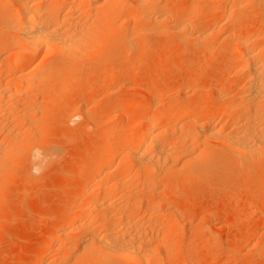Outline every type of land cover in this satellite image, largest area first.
I'll return each mask as SVG.
<instances>
[{
    "label": "rangeland",
    "instance_id": "rangeland-1",
    "mask_svg": "<svg viewBox=\"0 0 264 264\" xmlns=\"http://www.w3.org/2000/svg\"><path fill=\"white\" fill-rule=\"evenodd\" d=\"M119 1L120 4L130 5L129 7L138 2ZM154 1L162 2H158L161 4V11L147 9L140 12V15L132 8V11H117L110 18V23L102 28L99 21L103 18L101 15L105 14L95 10L93 12L92 7L89 8L90 4L84 2L87 11L81 7L73 26L67 25L71 30L80 26V30L84 28L85 31H94L87 32L90 36L86 34L89 38L84 43L85 50L80 56L84 60L69 58L53 51L49 54L51 61L62 67L66 66L67 70L57 75L51 84L36 85L21 93L18 101L16 99L17 102L12 107H7L8 111L4 110L5 116L13 115L19 109L26 112L28 115L26 114L24 121L20 120L21 123L13 119L14 122H19L14 123V132L15 129L17 133L29 127L27 132L35 139L31 137L33 140L28 142L22 139L20 143L17 140L21 147L16 146L25 151H21L22 154L19 152L17 156L12 154L6 165L12 159L15 160L11 161L9 167L4 164L5 168H0V176L3 172L4 175L8 172L11 174L10 180L0 182V264L83 263V252H75L77 245L85 232L101 228L104 216V211L91 212L80 206L83 200L101 196L102 191L100 194L98 191L92 193L88 187L89 181L96 177L94 164L99 157L112 156L114 166L108 174L104 172L103 180L109 181L112 176L115 177L123 157L116 145L123 139L137 138L148 108L152 106L150 112L165 116L162 127L168 130L169 135L172 133L179 136L180 130L184 133L194 131L192 134L196 135L194 128L184 123V118L187 112H196L200 108L207 110L206 115H201L203 123L206 122L205 129L218 127L216 130L219 135L216 139H209V143L205 141L208 144L204 143L206 139L203 137L199 145H191L188 141L186 144H181V140L178 142L177 148H185V152L180 149L183 153L178 155L179 159H172L174 163L170 162L175 164L173 170L167 169V175H162V182L159 181L162 184L156 185L176 186L177 194H161L158 188L159 196L154 190L156 186L152 188V192L149 190L151 187L143 184L144 181L140 182L144 185L141 186L137 185L138 182L131 183L129 180L131 184L137 183L131 185L133 188L129 185V188L136 192L134 197L138 196L139 201L135 203L132 196L129 198L126 194L121 195V192L115 191L109 199L115 207L111 206L115 209L110 208L111 212L113 210L115 213L116 209L118 211L125 207V198L127 201L131 199L134 202L131 204L130 200L131 208L128 209L133 225L143 224L149 220L144 215L148 200L153 202L151 199H156V204L158 206L159 203L162 211L156 205L153 210L156 209V212L159 209L160 214H156L161 217L154 218L147 225L150 224V229L159 235L158 245L164 247L153 251L155 253L151 258H156L153 260L165 261L166 264H264V149L260 150V154H254V157L233 151L223 143V136L235 133L240 126L239 122L246 117V106L240 101L242 102V97L250 95L246 88L249 75L235 70L239 65L233 57L234 50L239 46L236 44H240L237 38L246 32L262 30L263 34L253 36L249 44L252 47L264 46V0H234L239 2L240 7L234 14L228 12L231 15L213 11L216 5L227 0H151L150 3ZM1 2L3 0H0V40L3 42L0 47V68L2 59L10 57L15 50L26 48L25 43L13 31L18 25L12 22V17L20 11L16 1L8 0L4 6ZM79 2L82 4L80 0ZM195 3L199 6V12L192 16L194 20L192 17L189 20L190 15H193L192 4ZM163 13L170 16V20H163ZM187 19L191 25L189 33L180 29ZM206 33L211 35H207L209 42L204 45L198 38ZM230 33L232 38L226 39ZM234 35L237 41L233 38ZM102 38L108 42L99 45L100 41L97 40L103 41ZM232 39L235 41H231ZM18 47L20 50H17ZM32 58L33 55H30L25 65L22 63L20 67L1 68L0 86L16 72L27 68ZM156 95L158 99L155 101ZM233 102H238L239 106L230 109ZM2 104L6 103L2 102L0 106ZM136 104L141 107L135 108ZM13 117L14 115H10L6 119ZM4 118L0 119L3 121ZM4 131L0 129V137L2 136L3 142L10 144L12 140L10 141L9 133L7 136L10 139L5 136L6 133L3 134ZM6 143L3 144L7 145ZM36 149L38 153L41 151L38 156L44 155L45 160L33 157L32 150L35 153ZM215 154L218 157H214ZM188 158L191 161L184 164ZM126 162V166L131 164L130 161ZM174 170L176 171L173 172ZM158 180L157 178V182ZM166 188L161 190L164 192ZM84 213L89 223L81 220L77 227L70 229L67 242L59 245L57 233L60 229L70 221L71 216ZM87 213L92 215L94 222H90ZM160 234L167 235V239ZM171 252L174 253L169 255ZM92 260V264L100 261L97 258ZM151 260L148 263L130 262L118 258L108 259V264H156Z\"/></svg>",
    "mask_w": 264,
    "mask_h": 264
},
{
    "label": "bare ground",
    "instance_id": "bare-ground-1",
    "mask_svg": "<svg viewBox=\"0 0 264 264\" xmlns=\"http://www.w3.org/2000/svg\"><path fill=\"white\" fill-rule=\"evenodd\" d=\"M7 1L8 0H5V1L3 0V3L1 2V5L2 6L6 5ZM14 1H16L17 6L19 8L18 10H20V11L18 13L16 12L17 14H14V16L12 17V22L15 25H18V26H16L17 29H14L13 31L16 33V35L19 37V39H21L22 42L25 43L26 48L22 47L23 49H25L24 51H22L23 50L22 48H21L22 49L21 51L15 50V52L10 57H8L4 60L2 59L1 68L3 70V69H5V67H7L9 69L14 68L15 66L18 67V65L20 67V64H22V63H23L22 65H25L24 63L27 60H29L28 57L30 55H33L34 58H32L30 60L27 68H25L23 66L25 69H23L22 71H20L18 69L19 72H16L11 79H8L6 81V83H3L4 85L2 84L0 86V89L2 90V91L0 90V102L6 103L5 105L2 104V105H4L3 106L4 108H2V105L0 106V118L3 119L5 117L4 118L5 120H3V121L0 119L1 120L0 129H1V131L6 130L7 132L4 131L3 134L6 133V135L5 134L4 135L7 138H9V136H10L11 139L10 138L9 139H10V141L12 140L11 143L9 144V143L3 142V140L1 139L2 136L0 137V139L2 140V142H0V168H3L4 164H5V166L9 167V165L11 164V161L13 159L11 158L12 160L10 161V164L7 163L8 165H6V162L8 161L7 159H10V156H12V154L13 155L16 154L15 156H17V154L19 152L21 153V151L24 150V149L22 150V148H20V150H19L18 147H21V146H19L18 142L20 143V141L22 139H24L28 142L29 140H31V137H32L31 135H29L31 133L27 132V129L29 127L27 129L25 128L26 130L25 129L22 130V131H26L27 134L25 132H22V131H20V132L18 131L17 133H15L16 129L14 132V128H16V126H15L16 124H14V123L17 121H19L21 123L22 121H20V120H23L24 118L26 119V116L28 115L26 112H24L23 110L21 111V109L17 108V110L19 109L20 111L19 110L15 111V113L16 112L17 113L13 114L14 117L11 118L12 120L11 119L8 120L6 118H8L10 115L12 117L13 115L10 114L8 116L6 114V116H8V117H6L4 114L6 112H4V110L5 109L7 110L8 109L7 107H10V106L12 107L13 104H15L18 101L17 98H18V96L20 97L21 93L23 94V92H26L27 90L31 89L32 87H34L36 85H44L45 86V85L51 84L52 82L55 81V79H56L55 77L57 75H59L63 71L67 70L66 66L62 67L61 65L55 64L53 61H51V59H50L51 57L49 58V56H50L49 54H51L53 51L54 52L58 51L59 53H62L63 55H66L69 58L76 57L77 59H79L80 56L83 55V52H84L83 50H85L84 49V43L85 44L87 43L86 41L89 38L88 36H90L87 34V32L89 33L92 30L90 29L88 31V29H87V31H85L84 28H82L83 30L81 29L82 30L81 31L80 28L78 29V27H80V26L77 27L76 25H75V27H77V28L76 29L73 28L74 30H71V28H69L67 25L73 26L72 23H75L76 14L81 7H83L84 10L87 11V7H84V5H85L84 2L86 4H90L89 8L92 7L91 10H93V12H94V10L96 12L101 11V12H103L102 13L103 15L105 14V16L101 15V17H103V18L99 21L101 28L104 26L106 27V25L108 23H110L109 22L110 18L113 15L117 14V11H119V12L128 11V10H131V8H132V10H134V11L136 10V14L138 13V15H140V12H142L143 10H147V9L154 10V12L155 11L159 12L162 10L160 8V5H161L160 3H162V2L157 1V3H156L154 1L155 3L154 2L150 3L151 0H138L136 5H133V7H129L130 5H126L124 3L120 4L119 0H116V1L115 0H80L82 2V4H80L79 0H54V1L53 0H25V1L14 0ZM197 1H199V0H197ZM197 1H195V2L197 3ZM24 2H26V3H24ZM78 2H79V4H78ZM158 2H160V3H158ZM42 3L45 6L40 5ZM196 3L192 4L193 7L191 8V11H193V15H190V17L188 18L189 20L192 16L194 17V13H197V11H198L199 6H197V4L199 2L197 4ZM239 7H240L239 2H236L234 0H227L225 2L223 1L222 3L216 5L213 8V11L215 13L221 12L223 14H229L228 12H232V14H234L235 11H237ZM84 10H82V11H84ZM106 12H108V13H106ZM131 13H133V12H131ZM162 15H160V16H162ZM229 15H231V14H229ZM158 17H159V15H158ZM169 17L170 16L165 15V16H163V20L168 21V20H170ZM173 19H175V18H173ZM188 19L182 23L180 29L182 31H186L189 33L188 29H190V27H189L190 22L188 21ZM192 20H194V18ZM125 22H126V20H125ZM10 25H12V24H10ZM66 26H67V28H65ZM98 26H99V24H98ZM68 29H70V30H68ZM92 29L94 30V28H92ZM96 29L97 28L95 27V30ZM180 29H178V30H180ZM181 30H180V32H181ZM6 31H8V30H6ZM83 31H85L86 33ZM92 32H94V31H92ZM124 32H125V30H124ZM184 33H183V35H184ZM188 33H187V35L189 36ZM209 34H207V33H206V35L201 34V37L199 35L198 39H201L202 42H204L203 43L204 45L208 44L209 40H207V35H209ZM256 34H257V36H261L263 34V31L258 30L255 33H253V32L247 33L246 32V33L241 34V36L238 35L239 39L237 38V40L239 41L240 44H238V43L236 44L239 46L236 50H234L233 57L236 59L237 62H239V65L236 67L235 70L237 73H243L244 72V73H247L246 75H249V78H248L249 80H247L248 81V87L246 86V88H248V92L250 93V95L246 96V97H242L243 100H242V102L240 101V103H242V104L244 103V105L246 106V108H245V112H246L245 116L246 117L244 119L242 118L243 120H241L239 122L238 126L239 125L240 126L238 127V129L236 130L235 133L223 136V140H224L223 143H225V145L227 147L231 148L233 151L242 153L244 155H253V156H254V154H258L259 152L261 153L260 150L262 148L264 149V46L258 45V47H252L249 44L250 39L253 36H255ZM16 35L14 34V36H16ZM232 35H233V32H232ZM232 35L230 33V35L226 39L229 38V40H230V38H232ZM86 36H87V38H86ZM18 37H15V38H17V40H18ZM6 38H8V37H6ZM129 38H131V36H129ZM233 38H235V35L233 36ZM131 39H133V38H131ZM17 40H16V43H17ZM235 40H236V38H235ZM235 40L232 39L231 41H235ZM11 41L13 42L12 39H11ZM97 41H100L99 45H101L105 42H108L104 39H103V41H101V40H97ZM9 42H10V40H9ZM16 43H15V46H18V45H16ZM2 44H3V42L0 40V47L2 46ZM22 46H24V45H22ZM13 49H15V47ZM18 49L20 50L19 47L17 48V50ZM5 51H6V49H5ZM96 52H97V50H96ZM2 55H4V54H2ZM77 59H75V60L77 61ZM23 67H21V69ZM67 67H68V65H67ZM6 70H8V69H6ZM59 78H60V76H59ZM58 83L60 85V82H58ZM66 84H68V82H66ZM157 95H158V93H157ZM157 95L155 96V99H154L155 101L158 99ZM158 96H160V95H158ZM16 99H17V101H16ZM235 106H239V103L238 102L231 103L230 109L234 108ZM134 107L139 108V107H141V105L136 104V105H134ZM1 108H2V110H1ZM151 108H148L149 111L143 120V125H142V128H141L140 133L138 134L137 138H135V139L126 138V139H123L122 141H120L116 145V147L120 150V152L123 153V157L121 159V163L119 164V166L116 169L115 177L112 176L113 178L111 177V179L109 181L103 180V178H104L103 174H105V173L108 174V172H110L112 167L114 166L115 161L112 158V156L108 155L107 157L106 156H104L102 158L99 157V160L96 161V163L94 164L93 170L96 172V177H95V179H92L89 181V183H88L89 191L92 193L95 191H98L99 194H100V191H102V193H101V196L98 198L94 197V199H91V200H87V201L83 200V202L80 204V206L83 208H86L85 210L89 209L91 212L94 210L96 212L99 210L104 211L103 212L104 216L102 219V226L100 225L101 228L99 229V227H98V230H91L93 232H91L90 230H88V232H85V235L82 237L81 242H79L80 244L77 245L78 249L75 252H77L79 250V252H77V254L83 252L82 255L84 254V257H85L83 259L84 260L83 263H80V264H92V262H93L92 259L96 260V258H97V260H100V261H98V264H103V263L108 264L109 263L108 259H118V258L119 259L121 258V261H122V259H124V260H129L130 262L134 261V262H147V263H148V261L150 262L151 259L152 260L156 259L153 257L151 258V256H153L155 253L153 251L161 250L164 246L161 247L160 245H158L157 242H159V240H160V239L158 240L159 235H156L155 232L152 231V229H150V226H149L150 224L147 225L148 224L147 222H150V221L152 222L154 220V218L155 219L158 218V216H160V215H157V214H160L158 212L159 211L161 212L162 209L159 206V203L157 206L156 199H154V200L151 199L153 202L148 200V202H147L148 205H146L147 208L145 209L144 215H145V217L147 216L146 218H148L149 220H146V221L144 220L145 223L138 224V225L136 224L137 226L133 225L134 222H133V219H132L131 213L129 212L128 207H130L132 202H134V201H132L133 199H135V203L137 200L139 201V197L138 196L134 197V196H136V194H135L136 192L134 193L133 190H131L133 188L132 186L136 185L137 183L136 184H131V183L132 182L133 183L138 182L137 185L141 184V186H144V185H142V183H140V182L144 181L143 184H145L146 187H151V189H149V188H147V189H149L150 191L152 190V192L154 190L156 192H158V190H159L158 188H160L159 192L161 194H167V195L168 194L169 195L177 194L178 188L176 186L169 187L168 185L164 184L162 187H157L156 185H157V183L159 184L160 182H162V175H167L166 172L173 170V166H175V164L174 165L171 164L170 163V162H172L171 160L172 159L173 160L179 159V158H177L178 155H180V153H183L182 151L185 150V148L183 149L182 147H180V149H183L182 151L179 149V147L177 148L178 142L181 140L182 141L181 144L183 142H185V144H186V142L188 141V142H190L191 145L192 144H196V145L198 144L199 145L201 142L200 140H202L201 139L202 137L206 139V140H204V143H205V141H208V143H209V139H213V138L216 139V137L219 135L217 133L218 127H215V128L213 127L211 129L209 128L208 130L205 129L206 125L204 123H206V122L204 121V123H203V119H202L201 115L207 114L206 108H200V109L197 108L198 110L196 112L192 111L190 108L191 111L187 112V115L185 114L184 123L189 124L192 128H194V130L197 132V134L193 135L192 133L194 131H192V133H188L187 131H186L187 133H184L183 131L181 132V130L179 129L180 130L178 132L179 136H177V134H172V133H171V135H169L168 130L163 129V127H162L163 123L165 121V116L164 115H156V114L150 112ZM24 109H26V108H24ZM14 110H16V108ZM27 112H28V109H27ZM220 113H222V112H220ZM13 119H15L17 121L14 122ZM19 122H17V123L19 124ZM12 125H13V127H12ZM31 128H33V127H30V129ZM117 130L115 129V131H117ZM117 132H119V131H117ZM8 133H9V136H7ZM176 133H177V131H176ZM12 137H14L15 139H13ZM33 139H35V138H33ZM14 140H16V141H14ZM17 140H19V141L17 142ZM24 140H23V142H24ZM223 140H220V141H223ZM16 142H17V144H16ZM3 143H6L7 145H5ZM208 143H205V144H208ZM16 145H18V147ZM20 145H22V144H20ZM25 147H23V148H25ZM28 147H29V145H28ZM187 147H186V149L189 150ZM151 148L153 151H151ZM204 148H205V146H204ZM111 151H113V150H111ZM216 151H217V149H216ZM33 153H34V151L32 150V155L34 158L35 157L36 158L42 157L45 160V157H43L44 155L41 156L42 155L41 154L40 156H38V154H40L41 151H39V153H38L37 149H36V152L34 154ZM42 153L44 154V152H42ZM209 154H211V153L209 152ZM214 157H218V156L215 154ZM254 157H256V156H254ZM189 159L190 158L186 159L184 164L190 162L191 160H189ZM126 161H130L131 164L129 166L124 165V163ZM172 163H174V162H172ZM181 164H182V162H181ZM177 165H178V163L176 164V166ZM5 166H4V168H5ZM167 169H170V170L166 171ZM175 171L176 170H174L173 172H175ZM1 172H3V170ZM132 172L133 173L135 172V174L133 175ZM11 173H12V171H11ZM111 173H109V174H111ZM1 174H2V176H0V182L1 181L5 182V181L11 179V174L9 172L6 173L5 175H4V172ZM130 177H131V179H130ZM157 178L159 179L158 182H157ZM142 179H144V180H142ZM129 180L131 181V183L129 182ZM161 184H159V185H161ZM129 185L130 186L132 185L131 186L132 188L130 187L131 189L129 188ZM154 186H156V187L154 188ZM136 187H139V186H136ZM152 188H154V190ZM162 188L163 189L166 188L164 190V192H163V190H161ZM115 191H117L119 193L121 192V195H122V193H124L127 195V197L130 198L132 196L133 198L131 197L132 200L127 198L129 201L128 202L126 200V198L124 197L125 201L123 203L126 204L125 207L124 206L121 207L122 206V204H121V206H120L121 208H119L118 211L116 209V212L113 213L115 211L114 203L112 204L109 201V199L111 197V193H113ZM125 191H127V193H125ZM159 192H158V194L160 196ZM95 195H97V194H95ZM126 195H124V196H126ZM136 198H138V199H136ZM130 200H131V204H130ZM126 201L129 204H127ZM141 205H142V203H141ZM155 205L157 207H160L159 208L160 210L158 209L159 211L158 210L156 211L157 214L155 212L156 209L153 210V206L155 208ZM111 206H113L114 208H112ZM133 206H135V204ZM110 208L113 209L114 211L112 210V212H111ZM130 210H132V209H130ZM85 215L86 214L84 213L83 215L71 216L70 221L65 226H63L60 229V231L57 233V242L59 243V245H63L64 243L67 242V240L69 238L70 229L72 230L73 227H75V226L77 227L78 223H80L81 220L88 219L87 216H85ZM88 216H89V214H88ZM91 216H89V220H90V222H94V221H92ZM84 217H86V218H84ZM87 222L89 223V221H87ZM90 224H93V223H90ZM170 228H172V227H170ZM153 229H155V228H153ZM163 236H164V238H166L165 236H167V235H163ZM162 244H163V242H162ZM167 246H168V244H167ZM73 251H72V253H74ZM175 252H177V251H175ZM173 253L171 252L169 255H172ZM153 261L156 262V264H166L165 261H161V260H153Z\"/></svg>",
    "mask_w": 264,
    "mask_h": 264
}]
</instances>
